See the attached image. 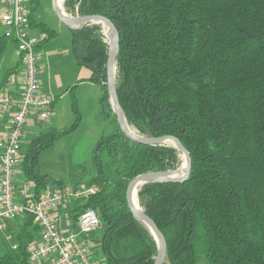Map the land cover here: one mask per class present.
<instances>
[{
  "label": "trees",
  "instance_id": "trees-1",
  "mask_svg": "<svg viewBox=\"0 0 264 264\" xmlns=\"http://www.w3.org/2000/svg\"><path fill=\"white\" fill-rule=\"evenodd\" d=\"M63 10L102 16L117 30L115 86L129 129L174 137L190 155L184 182L137 190L139 207L165 238L162 264H264V0H64ZM28 20L48 40L55 36L35 24L32 10ZM70 31L75 64L90 71V83L105 87L101 115L116 127L94 149L95 175L85 186L97 193L73 207L71 225L92 209L101 225L95 260L154 264L156 241L132 217L125 193L138 175L179 168L181 154L171 145L125 138L108 101L102 26ZM72 109L69 129L41 133L26 147L23 177L34 182L36 195L64 187L37 166L42 151L77 127L74 100ZM26 217L15 249L3 240L0 264H28L26 242L34 228Z\"/></svg>",
  "mask_w": 264,
  "mask_h": 264
},
{
  "label": "built area",
  "instance_id": "built-area-1",
  "mask_svg": "<svg viewBox=\"0 0 264 264\" xmlns=\"http://www.w3.org/2000/svg\"><path fill=\"white\" fill-rule=\"evenodd\" d=\"M27 2L3 0L0 12L2 36L13 42L22 66L21 79L10 75L0 87V232L9 221L28 216L42 235L41 242L28 249V264H96L84 241L100 229L95 211L79 212L75 227L70 219L57 218L55 212L69 211L95 195L97 188H46L36 195L34 182L23 177L20 151L24 129L31 118L37 127L48 125L53 102L39 93L37 48L48 35L32 33ZM5 240L10 242V237Z\"/></svg>",
  "mask_w": 264,
  "mask_h": 264
},
{
  "label": "crops",
  "instance_id": "crops-1",
  "mask_svg": "<svg viewBox=\"0 0 264 264\" xmlns=\"http://www.w3.org/2000/svg\"><path fill=\"white\" fill-rule=\"evenodd\" d=\"M29 1V0H28ZM63 2H60L61 8L63 10ZM3 9V0H0V12ZM28 9V8H27ZM32 9L29 8L28 11L30 12ZM64 11V10H63ZM35 24H44L39 20L33 19ZM46 25V24H44ZM47 26V25H46ZM49 28V26H47ZM32 33L37 34L41 31L38 30L36 27H31ZM51 29V28H50ZM69 29V28H68ZM52 30V29H51ZM70 31V29H69ZM2 34L0 35V87L3 85L5 79L13 75L18 79H21L22 75V66L20 55L16 51V48L12 41L4 40L2 38ZM70 40H71V31H70ZM49 40L47 39L45 42H42L38 45L37 48V55H38V68H39V93L43 97L47 98H58L57 103L52 108L51 118L56 120L57 113H58V104L67 97L71 96V99L75 101L77 112L80 115L81 122H85L86 120L90 119L94 122L98 128H107L110 127V122L103 119L100 111V100L104 95V91L102 86L95 85L89 82V78L91 73L88 69L83 67H78L75 64L74 57L68 58V52L65 53V61H60L58 64V69L53 74H49L45 72V66L47 65V59L51 60L52 56L51 53H47L45 46ZM51 44H48L49 46ZM46 46V47H47ZM58 57H62L59 55ZM43 62V63H42ZM69 113L71 114V118L74 116V111L72 109V103L70 104ZM50 118V122L48 125L45 126H35L32 123V120L26 125L24 129V135L22 138L21 150L23 147L27 146L30 141L38 136L41 133H46L52 129L61 130L65 127L59 128H51L46 132H41L43 128L50 127L52 119ZM55 124V123H54ZM113 125V123L111 122ZM91 127V126H90ZM78 187L85 186L83 185H76ZM49 189H55L56 187L48 186ZM69 211H56L55 215L57 218L65 221L66 219L69 220ZM27 222V217H18L12 221L6 223L5 231L0 232V249L2 248V242L5 239V236L10 237V242L7 243L9 246H17V236L21 232L23 228H25ZM34 230L29 229V241L26 242L27 250L39 244L42 240V235L40 229L32 222L31 225ZM37 227V229L35 228ZM24 234H27L26 232ZM99 239V230L95 231L94 233L86 236L84 241L92 255L93 260L96 264H102L101 260H95L94 254L97 251L96 241Z\"/></svg>",
  "mask_w": 264,
  "mask_h": 264
},
{
  "label": "rangeland",
  "instance_id": "rangeland-1",
  "mask_svg": "<svg viewBox=\"0 0 264 264\" xmlns=\"http://www.w3.org/2000/svg\"><path fill=\"white\" fill-rule=\"evenodd\" d=\"M26 6L28 9H32L33 19L41 21L55 32V36L42 47V51H44L45 47L47 53H51L52 56L51 60L47 59L45 72L53 74L58 69L57 63L59 60L62 62L66 60L63 58L66 52H68V58H73L70 31L56 16L51 0H37V3L28 1ZM105 31L107 37L105 39L107 42L108 36L110 35L106 28ZM1 34L2 30L0 28ZM48 44L51 45L47 46ZM59 55L62 57H58ZM103 91L105 93V87ZM108 101L110 105V100ZM71 103H73V99H71V96H67L60 105L55 106L59 110L55 122L51 118V126L43 128L41 132L59 127H65L61 130L69 129L75 121V114L71 118V114L69 113ZM108 122H110V127L108 126L102 129L98 128L91 119L90 122L89 120L85 122H81L80 120L72 132L60 137L50 148L40 153L37 166L38 172L42 175H47L54 181L61 182L66 187L88 184L90 179L95 175L92 155L97 143L116 130L114 124L112 125L110 120ZM26 147H23L20 151L22 158ZM180 161L181 164L179 167L182 168L184 167V160L181 155Z\"/></svg>",
  "mask_w": 264,
  "mask_h": 264
},
{
  "label": "water",
  "instance_id": "water-1",
  "mask_svg": "<svg viewBox=\"0 0 264 264\" xmlns=\"http://www.w3.org/2000/svg\"><path fill=\"white\" fill-rule=\"evenodd\" d=\"M62 0H51L54 12L61 23H63L70 30L78 29L86 24H97L101 25L106 37L105 27L112 38L107 40V60H106V88L110 100L112 112L115 116L117 125L122 134L136 144L145 146H156V145H171L178 150L183 157L185 166L179 167L174 170L148 172L133 178L126 189L125 200L127 208L131 213L132 217L146 226V228L153 235L157 244V254L154 264H162L166 257V242L162 233L158 230L155 223L146 216L141 208L139 207L138 200L136 198L137 190L140 186L149 183H181L187 180L190 169L191 160L190 155L182 144L174 137L163 136L158 138L143 137L132 132L126 122L124 113L120 107L116 86H115V59L118 53L119 37L117 30L114 25L106 18L99 15L91 16H68L61 8ZM107 38V37H106ZM137 204H136V203Z\"/></svg>",
  "mask_w": 264,
  "mask_h": 264
},
{
  "label": "bare ground",
  "instance_id": "bare-ground-1",
  "mask_svg": "<svg viewBox=\"0 0 264 264\" xmlns=\"http://www.w3.org/2000/svg\"><path fill=\"white\" fill-rule=\"evenodd\" d=\"M106 28V27H105ZM107 29V28H106ZM110 35V34H109ZM108 38H112V36L110 35V36H108ZM184 166H185V164H184ZM183 168V167H182ZM136 203V202H135ZM137 204V203H136Z\"/></svg>",
  "mask_w": 264,
  "mask_h": 264
}]
</instances>
